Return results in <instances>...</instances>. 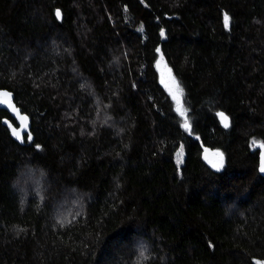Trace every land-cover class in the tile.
I'll return each mask as SVG.
<instances>
[{"label":"trees","instance_id":"16d2710c","mask_svg":"<svg viewBox=\"0 0 264 264\" xmlns=\"http://www.w3.org/2000/svg\"><path fill=\"white\" fill-rule=\"evenodd\" d=\"M1 88L0 264H264V0H0Z\"/></svg>","mask_w":264,"mask_h":264},{"label":"water","instance_id":"95a60500","mask_svg":"<svg viewBox=\"0 0 264 264\" xmlns=\"http://www.w3.org/2000/svg\"><path fill=\"white\" fill-rule=\"evenodd\" d=\"M57 10L59 9L55 10L56 17H57L56 15ZM57 19L59 20L61 19V12H60V16L57 17ZM0 93L10 94V96L0 95V109L2 108L3 110H6L8 114L11 116V118L14 120L15 123H12L10 120H6L4 124L8 128L10 137L13 140H15V142L16 141L20 142L23 138L24 131L27 129L29 125V122H30L29 117L26 114L22 113L20 109L16 106V104H14L15 101L13 99V94L9 90L1 88ZM13 129H15L19 133V138L17 135L13 134ZM202 150L207 158H210L211 160H214L217 158V154L214 152H211L209 147L203 146ZM258 158L259 159L257 163V170L261 176H264V171H261V167L264 166V149L261 146H259Z\"/></svg>","mask_w":264,"mask_h":264},{"label":"rangeland","instance_id":"374dc122","mask_svg":"<svg viewBox=\"0 0 264 264\" xmlns=\"http://www.w3.org/2000/svg\"><path fill=\"white\" fill-rule=\"evenodd\" d=\"M156 68L158 72V79H159L160 85H162L167 90L169 95L174 100V103L178 105L179 104V94L181 92V88L175 78V75L173 74L170 67L164 62L163 58L161 57L157 58ZM179 160H181L180 156L177 157V161Z\"/></svg>","mask_w":264,"mask_h":264},{"label":"snow or ice","instance_id":"6c2138e0","mask_svg":"<svg viewBox=\"0 0 264 264\" xmlns=\"http://www.w3.org/2000/svg\"><path fill=\"white\" fill-rule=\"evenodd\" d=\"M56 15H57V17L60 16V12H59V10H57ZM224 23H225V27H228V25H229V23H230V17H229L227 14H225V16H224ZM162 34H163V33H162ZM169 71H170V70H169ZM177 86H178V85H177ZM0 95H8V96H10L9 93H0ZM219 115H220V116L222 117V119L225 121V126L227 127V120H228V118H227L226 116H224L223 113H220ZM25 119H26V117H25ZM185 126H186V127L188 126V125H187V122H186ZM13 134H14V135H17L18 138H19V133H18L15 129H13ZM29 139H31L30 134H29ZM221 164H222V160H221ZM214 166H215V165H214ZM261 171H264V166L261 167ZM257 264H260V262H257Z\"/></svg>","mask_w":264,"mask_h":264},{"label":"bare ground","instance_id":"6f19581e","mask_svg":"<svg viewBox=\"0 0 264 264\" xmlns=\"http://www.w3.org/2000/svg\"><path fill=\"white\" fill-rule=\"evenodd\" d=\"M222 154V153H221ZM222 156H223V154H222Z\"/></svg>","mask_w":264,"mask_h":264}]
</instances>
